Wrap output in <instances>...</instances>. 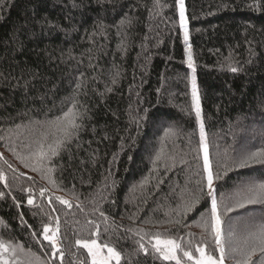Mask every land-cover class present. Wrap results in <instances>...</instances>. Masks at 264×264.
I'll use <instances>...</instances> for the list:
<instances>
[{
	"label": "trees",
	"instance_id": "1",
	"mask_svg": "<svg viewBox=\"0 0 264 264\" xmlns=\"http://www.w3.org/2000/svg\"><path fill=\"white\" fill-rule=\"evenodd\" d=\"M184 21L179 0L0 6V241L10 264H92L77 240H95L101 255L113 247L120 264H175L153 251L157 237L194 257L196 247L219 255L200 226L211 204L193 80L230 242L225 262L243 259L264 203L230 212L225 204L264 183V164L233 163L246 149L264 151V0H184ZM72 119L79 127L66 139L61 125ZM202 186L205 195L185 212ZM45 226L59 252L44 239ZM252 260L264 264L259 252Z\"/></svg>",
	"mask_w": 264,
	"mask_h": 264
},
{
	"label": "snow or ice",
	"instance_id": "2",
	"mask_svg": "<svg viewBox=\"0 0 264 264\" xmlns=\"http://www.w3.org/2000/svg\"><path fill=\"white\" fill-rule=\"evenodd\" d=\"M98 2H100V0H98ZM179 4H180V16L182 20V26L186 27V22L184 21L183 0H179ZM5 5H6V0H0V6H5ZM256 6L259 7V5ZM249 7H253V5H249ZM126 22H127L126 20H122L121 25H123ZM185 39L187 40V33H185ZM188 63H189V67L193 68L194 71L195 69L190 54H189ZM228 67L229 70L232 71L233 73L238 71V69L235 66H233L231 63H229ZM113 83H115V80H113ZM73 107H75V104H73ZM192 107L195 110L196 119L200 123V145L204 151V169L207 172L206 196L210 200V204H211L209 217H203V214L201 213L202 223L200 226L202 227L205 233H208L213 237L215 250L218 251L219 255L215 256L212 254H206V251L203 247H196L195 251L199 253V256L194 257L193 252L191 250L181 248V245L178 244L175 240L170 238L161 239L159 237H157L154 243L152 244V249L155 253L160 254L164 260L175 261V264H186L185 261H182V259L178 258L177 256L178 250L181 251L183 253V257H186L187 261H191L192 264H225L227 250L230 247V242L222 238V233H223L222 226L224 224V221L222 220L219 211V206L216 199V189L213 187L214 177L208 161L207 146L205 144V135H204V123L201 118V107L198 99L195 80H193V87H192ZM67 115L68 114H66L65 119H67ZM156 119L159 120V117H156ZM56 123L60 124V121L58 120ZM78 127L79 125L75 123L74 119H72V120H68L66 124H62L61 130L63 132L64 137L67 139L73 135V130L77 129ZM61 143L62 141H57L55 147L51 145L49 146L52 155H57L56 149L60 146ZM33 156L37 159L38 162L44 159L46 153L44 151L43 145H41L40 150L37 153H34ZM29 159H31V157ZM233 163L234 166L240 168L248 167L253 163L264 164V151H249L246 149L239 155L238 158L234 160ZM26 166L28 165L26 164ZM9 167H11V165H9ZM33 170H35V168ZM0 179H3V177L0 176ZM0 195L3 194L0 193ZM41 195H43V192L41 193ZM204 195H205L204 187L202 186L200 189L199 196H194L189 201H186L184 211L185 212L193 211L196 204L199 202L200 198ZM237 196H238V200L235 205L225 204V212L232 211L233 207L242 208L245 206V204L264 203V183L249 184L246 188L238 192ZM57 199L60 200L61 204L69 205V202L67 200L61 199L59 197H57ZM28 203L33 204V200L29 198ZM101 215L103 216L102 212ZM48 232H49V228L45 226L44 227L45 240L50 239V237L47 235ZM33 235H35V233H33ZM250 239L252 240L251 245L248 247V250L246 252H242L243 259L238 260L237 264H257V262H254L252 260L253 255H255L257 252H259L261 257L264 258V223H261L258 226V230L256 232L250 234ZM76 244L88 250V254L92 257V264H109V262L112 260H115L116 264H120L121 254L111 246L106 245L105 247H107L108 254L107 256H101L100 255L101 248L96 243L95 240H92L90 242L85 240H77ZM52 247L56 248L54 239L52 241ZM139 248L140 251H142L145 255L149 254V249L145 246L144 243L141 242L139 244ZM0 250L6 252L8 250L7 245L0 243ZM56 251L59 252L60 249L56 248ZM232 251L236 252L237 249L232 248ZM60 259L63 260V255H61ZM3 264H9V260H3Z\"/></svg>",
	"mask_w": 264,
	"mask_h": 264
},
{
	"label": "rangeland",
	"instance_id": "3",
	"mask_svg": "<svg viewBox=\"0 0 264 264\" xmlns=\"http://www.w3.org/2000/svg\"><path fill=\"white\" fill-rule=\"evenodd\" d=\"M183 5H184V0H183ZM243 122V121H242ZM160 128V127H159ZM156 132L155 133H157L158 132V128H156ZM221 133H223L224 134V132H221ZM232 141V140H231ZM235 141V140H234ZM235 142H237V141H235ZM239 142V141H238ZM240 146L242 147V151H243V149H245V144L243 143V141L241 142V144H240ZM144 156H146V155H144ZM54 239V238H53ZM0 243H1V241H0ZM107 254L108 253H104V254H100L101 256H107ZM177 255H178V253H177ZM3 260H9V264H10V257H9V251L7 250L6 252L5 251H3V250H0V264H3ZM114 262H115V260H112V261H110L109 262V264H114ZM225 264H227L226 262H225Z\"/></svg>",
	"mask_w": 264,
	"mask_h": 264
}]
</instances>
